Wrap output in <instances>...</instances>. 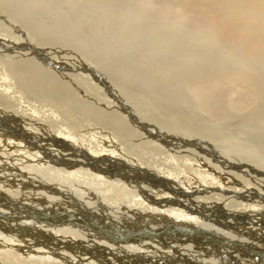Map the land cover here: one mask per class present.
<instances>
[{
    "label": "rangeland",
    "instance_id": "374dc122",
    "mask_svg": "<svg viewBox=\"0 0 264 264\" xmlns=\"http://www.w3.org/2000/svg\"><path fill=\"white\" fill-rule=\"evenodd\" d=\"M192 3L0 0L1 238L59 264L264 263V36ZM229 70L256 101L205 111L185 78Z\"/></svg>",
    "mask_w": 264,
    "mask_h": 264
},
{
    "label": "bare ground",
    "instance_id": "6f19581e",
    "mask_svg": "<svg viewBox=\"0 0 264 264\" xmlns=\"http://www.w3.org/2000/svg\"><path fill=\"white\" fill-rule=\"evenodd\" d=\"M185 2V0H183ZM189 1V0H188ZM191 2H193V6L195 5L196 7H200L204 10H210L211 7H213L216 10L222 11V12H226V15H229V18L232 19L233 21V25H235V28L238 30V33L240 35L241 38L243 37H248V40H251V38H255V39H262V36H264V0H190ZM91 2V1H90ZM180 2V1H179ZM182 2V1H181ZM94 4V3H93ZM182 4V3H180ZM183 5V4H182ZM185 5V3H184ZM99 6V5H98ZM178 7V6H177ZM179 10H181V7ZM225 15V16H226ZM224 16V15H223ZM226 16V17H227ZM225 17V18H226ZM225 20V19H224ZM227 20V19H226ZM157 21V20H156ZM227 22V21H226ZM168 23V22H167ZM173 29V28H172ZM217 34V33H216ZM215 35V33H214ZM216 36V35H215ZM264 38V37H263ZM244 39V38H243ZM253 40V39H252ZM263 40V39H262ZM174 42V41H173ZM252 43V42H251ZM258 44V43H257ZM259 45V44H258ZM241 46V45H240ZM258 47V46H257ZM249 51V50H248ZM212 53V52H211ZM189 55H193V57L195 56V58H197L198 54L196 53H192L189 52L187 53ZM255 56V55H254ZM203 57L199 54V58ZM198 58V59H199ZM204 58V57H203ZM232 70V69H231ZM173 72H171L172 74L176 75H180L176 70H172ZM238 71V70H237ZM236 71V72H237ZM241 72V71H240ZM227 76H221V74L217 77V78H211L208 75H203V74H190L189 76H184L185 78V85L188 87L189 91L192 93V95L197 99L198 104L201 108H203L205 111H210L214 114H221L224 112V110L222 112H220V110H218V108H216L213 104H216V106L220 104V101L225 100L224 102H228L229 105V110H225L226 113H228V111L231 113L233 112H237V111H244L247 107L251 106L254 101H256V98L258 97V95L256 94V90L254 88V84L251 82V79H249V76H245V75H241L240 73H232L230 70L228 71V73L224 72ZM183 74V72H182ZM224 86H231L232 87V91L228 93L222 95L221 91L223 89ZM186 87V88H187ZM231 89V88H230ZM238 91L239 93L242 92L244 94V98L243 99H236V101L231 102L233 95L235 94L234 92ZM8 92H5V94ZM238 94V93H237ZM12 95V94H10ZM4 96V95H3ZM243 96V95H241ZM231 100V101H230ZM235 100V99H234ZM213 101H215V103H212ZM223 102V101H222ZM228 105V104H227ZM227 105L225 104V106L227 107ZM224 107V106H223ZM197 110V109H196ZM209 114H212L210 113ZM24 113V112H23ZM242 113V112H241ZM82 115V114H81ZM107 126V125H106ZM14 127V126H13ZM43 135H47V133L44 134L43 130L42 133ZM51 134V133H49ZM43 135L41 136V138L43 137ZM58 136V135H57ZM15 137V136H14ZM17 137V136H16ZM35 137V136H34ZM37 138V137H36ZM50 138H54L53 135H50ZM61 138V137H60ZM66 138V137H65ZM21 139V138H20ZM29 140V139H26ZM40 140V139H39ZM53 140V139H52ZM12 141V140H11ZM37 141V140H36ZM51 141V140H50ZM63 141V142H62ZM10 142V141H9ZM14 142V141H13ZM57 142H60V144L62 143V146L68 147V148H73L76 149V144L75 142L71 143L72 145H70V143L67 146L66 145L69 141L66 140H61L57 138ZM36 144V143H35ZM54 144V143H53ZM21 145V143H20ZM117 145V144H116ZM11 146V145H10ZM34 146V144H33ZM13 147V146H12ZM56 147V146H55ZM38 149V148H36ZM54 149V148H53ZM59 149V148H58ZM68 151V149H67ZM75 152V151H73ZM78 153V152H77ZM74 155L76 154L73 153ZM104 154V153H103ZM40 155V154H39ZM51 155V154H50ZM60 155V154H59ZM69 155V154H68ZM79 155V154H77ZM54 156V155H52ZM82 156V155H81ZM84 156V155H83ZM50 159H47V161L49 162H53L55 159L53 157H49ZM84 160V157L82 158ZM38 160V159H37ZM110 160V159H109ZM39 162V161H38ZM122 163V162H121ZM72 163L68 164L71 166ZM83 164V163H82ZM88 164V163H87ZM67 165V164H66ZM114 165V164H113ZM5 166V165H4ZM51 166V165H50ZM97 167V166H96ZM85 168V167H83ZM93 168V167H92ZM54 169V168H53ZM86 169V168H85ZM89 169V168H87ZM101 169V168H100ZM85 172H87V170H84ZM90 171V170H89ZM97 171V170H96ZM192 171V170H191ZM38 172V171H36ZM102 172V171H101ZM66 173V172H65ZM90 173V172H89ZM88 173V174H89ZM97 173V172H96ZM99 173V172H98ZM87 174V175H88ZM109 174V173H108ZM70 175V172H69ZM74 175V174H72ZM103 175V174H102ZM242 175V174H241ZM76 176V175H75ZM92 176V175H91ZM106 176V175H105ZM114 176V175H113ZM126 176V175H125ZM198 176V175H197ZM69 177V176H68ZM73 177V176H71ZM85 177V176H84ZM89 177V176H87ZM101 177V176H100ZM134 177V176H133ZM241 177V176H240ZM78 178V177H77ZM82 178V177H81ZM246 178V177H245ZM89 179V178H88ZM92 180V178H90ZM89 179V181H91ZM105 179V178H104ZM94 180V179H93ZM96 181V180H94ZM230 181V179H229ZM97 182V181H96ZM99 182V181H98ZM102 182V181H100ZM92 183V182H91ZM97 184V183H96ZM107 184H108V180H107ZM117 184V183H116ZM115 184V185H116ZM106 185V184H105ZM99 186V185H98ZM137 187V186H136ZM140 189V187H139ZM190 189V188H189ZM126 192V191H125ZM139 194V193H138ZM23 196V195H22ZM143 197V196H142ZM141 197V198H142ZM133 198V197H132ZM143 202V201H142ZM158 202V201H157ZM178 202V201H177ZM113 204V203H112ZM152 204V203H151ZM168 208V207H166ZM29 209V208H28ZM257 209V208H255ZM31 210V209H30ZM34 210V209H32ZM36 210V209H35ZM106 211V210H105ZM30 212V211H29ZM169 212V211H168ZM158 213V212H157ZM167 213V212H166ZM251 213V212H250ZM248 213V214H250ZM24 214V213H23ZM49 214V213H48ZM30 215V214H29ZM165 215V214H164ZM167 217V216H166ZM174 217V216H173ZM197 217V216H196ZM248 217V216H247ZM252 218V217H251ZM7 221V220H4ZM189 221V220H188ZM193 221V220H192ZM43 222V221H42ZM184 222V221H183ZM195 222V221H193ZM89 229V228H88ZM138 230V229H137ZM253 229H249V231H252ZM75 231V230H74ZM257 232V235L254 234L253 232L251 233H244V235H249L251 237H254L256 239L258 236L260 237V235L262 233ZM136 234V233H135ZM144 235V234H143ZM1 236V234H0ZM262 236V235H261ZM108 237V236H107ZM136 237V236H135ZM151 237V236H150ZM264 239V236L262 237ZM16 240V239H15ZM12 240V239H8L6 240L4 237L1 238L0 237V264H59L58 262L53 261L56 258L51 259L50 253L48 252H44L41 249H35L32 250L30 248V250H26L25 247H23V245H19V243H17V241ZM137 240V239H136ZM145 240V239H144ZM52 241V240H51ZM56 241V240H55ZM142 241V240H140ZM122 242V241H120ZM131 242V241H130ZM165 242V241H164ZM152 243V242H151ZM136 244V243H134ZM150 244V243H149ZM153 244V243H152ZM28 247V246H27ZM34 247V246H33ZM166 249V248H164ZM160 250V249H159ZM214 250V249H213ZM170 252V251H169ZM175 252V251H174ZM164 253V252H163ZM179 252H177L178 254ZM256 254V253H255ZM49 255V256H48ZM173 255V254H172ZM171 255V256H172ZM180 255V253H179ZM253 255V254H252ZM262 255V254H261ZM260 254L258 255V257L261 256ZM52 256V255H51ZM64 256V255H63ZM163 256V255H162ZM169 256V255H168ZM185 255H183L184 257ZM218 256L220 258H218ZM69 257V256H68ZM67 257V259H68ZM177 257V256H175ZM188 257V256H187ZM62 258V257H61ZM65 258V257H64ZM63 258V259H64ZM215 258H217V260L221 261L220 259H226L228 258L229 261L232 262V257L227 256L224 253H220V254H216ZM66 259V260H67ZM75 259V258H74ZM236 259V258H235ZM257 259V258H256ZM255 259V260H256ZM70 260V259H69ZM76 260V259H75ZM191 260V259H190ZM227 260V261H228ZM247 260V259H245ZM249 260V258H248ZM254 260V259H253ZM217 261V262H219ZM228 261V262H229ZM235 261V260H233ZM65 262V261H64ZM68 262V261H67ZM71 262V260H70ZM74 262V260H73ZM146 262V261H144ZM227 264H234V263H228ZM69 264V263H68ZM73 264V263H72ZM76 264V263H75ZM216 264V263H215ZM218 264V263H217ZM264 264V263H262Z\"/></svg>",
    "mask_w": 264,
    "mask_h": 264
}]
</instances>
